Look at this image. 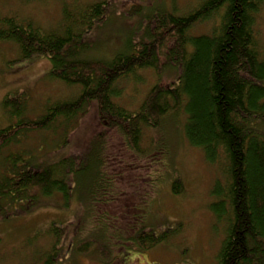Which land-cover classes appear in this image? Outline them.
<instances>
[{"label": "trees", "instance_id": "trees-1", "mask_svg": "<svg viewBox=\"0 0 264 264\" xmlns=\"http://www.w3.org/2000/svg\"><path fill=\"white\" fill-rule=\"evenodd\" d=\"M110 1L60 0L59 18L48 30L0 18V40L16 47L18 59L47 58L50 77L77 89L73 98L54 101L34 119L26 118L25 96L6 94L1 107L16 118L0 129V150L21 144L31 131L65 132L93 102L106 132L114 130L128 153L157 166L154 184L170 175V190L180 195L182 184L171 177L164 143L165 125L172 124L219 173L209 205L225 228L216 264H264V58L255 32L264 0H198L184 14L177 12L174 0L169 5L155 0L145 6L147 11L135 10L138 25L110 57H96L89 51L91 30L109 18ZM209 20H217L210 32L192 31L196 23ZM139 27L142 33L132 39ZM145 69L156 77L167 71L175 79L168 85L155 82L136 109H127L115 100L122 94L120 83L138 81V72ZM144 129L157 135L146 147L141 146ZM99 134L77 154L50 155L60 151L63 138L41 156L17 150L0 159V218L28 213L52 197L67 206L73 196L84 213V220L74 224L73 252L95 250L110 257L114 247L142 251L178 235L179 223L162 229L150 225L143 197V209L135 204L128 215L105 214L102 209L118 188ZM77 182L84 187L81 196ZM60 226H49L50 250L39 264H54Z\"/></svg>", "mask_w": 264, "mask_h": 264}, {"label": "rangeland", "instance_id": "rangeland-1", "mask_svg": "<svg viewBox=\"0 0 264 264\" xmlns=\"http://www.w3.org/2000/svg\"><path fill=\"white\" fill-rule=\"evenodd\" d=\"M59 1L0 0V18L13 17L48 30L54 27L59 18ZM153 1L155 0L110 1L106 12L109 18L91 30L92 38L88 44L90 54L96 57H110L116 48L125 42L129 31L138 25L135 10L143 9L145 12L147 5ZM174 1L177 12L184 14L192 5L195 6L198 0ZM167 4H170V0H167ZM216 22L217 20H209L196 23L192 31L208 33ZM141 28L137 29L135 35H131L132 39L139 38ZM255 32L264 58V4L256 16ZM18 57V51L11 42L0 40V129L15 122L16 118L14 115L9 118L1 107L6 94L25 96L26 118L34 119L43 114L54 101L73 98L77 90L75 86H68L65 82L50 77V62L47 58ZM137 78L136 82H131V79L121 82L122 94L115 99L130 110L139 106L152 84L158 82L168 85L175 76L164 71L160 77H156L152 69H145L138 72ZM82 111L71 120V125H67L65 132L63 129H60L59 133L52 130L28 132L21 144L13 143L1 149L0 159L17 150L25 155L34 153L41 156L49 153L45 152L47 150H54L63 138L64 145L60 151L50 155L59 158L77 154L87 148L93 137L100 133L106 144L109 165L118 188L114 200L109 201L102 209L106 211L105 214L110 217L113 213L117 216L128 215L129 209L135 204L140 209L143 206V209V197L150 225L162 229L167 225L179 223L180 232L167 243L147 250H122V246H118L111 249L110 257L105 254L98 256L95 250L76 253L72 247L73 230L74 224L84 220L83 206L73 196L67 206L52 197L44 200V206L28 213L22 211L17 216H9L8 219L0 218V264L42 263L50 250L51 237L48 229L52 224L61 225L58 244L60 251L55 255L54 264H216L218 248L225 232L223 221L215 219L209 208L213 201L210 190L215 177L219 176L217 167L205 160L200 149L189 145L172 124L166 123L165 133L168 140L164 143L171 165V177L175 175L183 189L180 195H175L170 190V175L168 178L164 176L165 180L162 179L155 185L154 173L157 166L153 165L151 168L148 159L128 153L122 136L114 130L106 132L93 102L86 105ZM156 137L154 132L144 129L141 146L150 145ZM164 174L166 173L163 171L162 175ZM77 192V196L84 193L83 185L78 183Z\"/></svg>", "mask_w": 264, "mask_h": 264}]
</instances>
